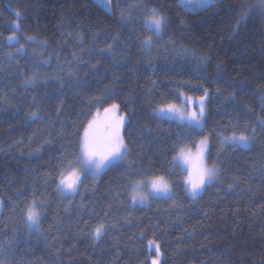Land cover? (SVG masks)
I'll use <instances>...</instances> for the list:
<instances>
[{"label":"trees","instance_id":"trees-1","mask_svg":"<svg viewBox=\"0 0 264 264\" xmlns=\"http://www.w3.org/2000/svg\"><path fill=\"white\" fill-rule=\"evenodd\" d=\"M117 3L120 8L109 15L94 0H0V200L4 205L0 264H141L146 254V240L138 238L142 230L147 239L161 244L163 264H264V131L255 124L257 116H264V18L257 10L259 0H217L206 11H189L179 0H112L113 7ZM137 4L163 8L177 41L174 49L158 44L150 58L140 48L137 37L153 35L142 29L141 9H132L135 22L120 19L121 8L128 16L129 6ZM16 12L22 20H17ZM241 13L249 16L237 30ZM13 23L23 29L17 33L21 43L25 36L47 42L43 48L36 42L26 44L28 57L52 60L50 66L37 64L44 76L35 85L22 81L36 67L16 55L19 44L6 40ZM169 39L165 35L162 43ZM110 44L113 52L104 51ZM180 46L210 57L205 65L208 79L198 78L200 72L182 57ZM73 53L84 62L73 60ZM45 76L57 79L45 83ZM59 77L64 79L63 95ZM180 81L203 84L214 93L209 127L201 136H209V164L220 153L221 171L219 180L195 201L185 194L183 170L168 171L169 146L175 143L172 134L180 129L174 122L154 119L151 111L163 99L174 100L171 93ZM106 88L116 91L121 113L135 112L126 136L134 141L128 158L132 175L124 168L106 170L97 181H85L75 197L62 196L54 183H45L56 177L60 155L54 133L60 130V121L69 126L84 121L81 112L88 111L89 97ZM230 93H235V106L227 99ZM34 103L39 104L43 120L27 119V113L37 111ZM230 117H237L232 121L240 126L237 134L245 124L256 126L249 147H222L212 133L216 122L226 125ZM137 124L151 131L142 132ZM230 133L231 128L226 134ZM145 169L150 175H163L172 196L150 198L145 206L130 205L131 184L147 178L141 175ZM34 190L47 192L48 207L37 209L41 222L30 231L20 209L30 202ZM101 221L116 227L94 240L89 233Z\"/></svg>","mask_w":264,"mask_h":264},{"label":"snow or ice","instance_id":"snow-or-ice-1","mask_svg":"<svg viewBox=\"0 0 264 264\" xmlns=\"http://www.w3.org/2000/svg\"><path fill=\"white\" fill-rule=\"evenodd\" d=\"M104 4L105 10L109 15H114V8H120L119 3L112 6V0H101ZM197 7L202 10H209L215 7L217 0H194ZM193 0H181V5L186 9ZM133 8L141 9L143 15L142 29L152 32L153 35L146 36L143 40L137 37V42L140 48L147 56L152 57V49L156 48L158 44L167 49L168 47L175 48L177 41L174 36L169 32L170 20L165 14L163 8H149L147 5L137 4L131 5L127 9L128 16L124 15L125 9L121 8L120 19L122 22H135L131 12ZM262 18H264V0H259L257 9ZM17 20H22L23 16L20 12H16ZM249 13H241L240 20L237 21V30L240 23L245 21ZM181 23H183L181 21ZM12 34L6 37L8 42H15L19 44L16 50V55L29 59L36 71L28 76L24 81L25 85H35L44 74L40 73L39 67L50 66L52 63L51 57L48 60H35L28 57L26 44L36 42L43 48L47 46L44 40L37 41L35 36H25L23 39L25 43H21V36L17 33H22L23 29L20 23H13ZM71 35V33H69ZM95 35V34H94ZM169 35L170 39L167 44L162 43L163 37ZM78 42H83V37H77ZM118 37L114 38V41ZM182 49L181 55L184 58H189L195 64L196 71L200 72L199 79H208L205 65L210 57L197 53L193 49L180 46ZM35 52V49H33ZM106 52H113L112 45H108ZM91 54V53H90ZM103 54V53H101ZM9 58L13 57L12 53H6ZM39 57L40 53H36ZM73 60L78 63H83V57L72 54ZM59 59V56H57ZM98 63V62H97ZM37 64L39 67H37ZM151 67V59L148 62ZM90 67L95 68V64ZM219 72L220 66L217 65ZM63 71V69H61ZM74 76L75 73H69ZM48 79L55 80L56 77H44L46 83ZM155 82L153 81V84ZM81 82L76 80L75 87H79ZM64 79L59 77L58 90L63 95ZM176 91L171 93L174 97L173 101L163 99L161 104L152 107V115L154 119L165 120L167 122H174L180 129L179 132L173 133L175 136V143L170 144L171 159L168 164L171 166L168 171L172 173V169L183 165V185L185 194L188 195L193 201L196 200L209 186L219 180V173L221 168L219 161L221 159L220 153L217 152L215 160L209 164L208 160L211 158V147L208 135L201 136L209 127L210 112L209 105L211 104L214 93L203 84L192 85L191 81H180L176 84ZM187 88V91L181 89ZM188 93H199V95H190ZM220 89L215 90V94H219ZM117 93L114 89L106 88L100 94H93L89 97L88 111L81 112L85 120L78 125L69 126L64 121H60V130L55 132L54 135L60 142V155L55 165L56 177H50L45 183H54L57 192L62 196L65 194L75 197L84 186L85 180L98 178L106 170L114 168H124L128 172L129 177L132 175L130 172L131 163H128V158L133 155V149L130 143L134 141L127 139L130 136L128 129L133 126L131 117L135 116V112L131 109L128 112L121 113V104L116 102ZM35 101V97L32 98ZM236 105L235 93H230L229 97ZM63 102H61L62 104ZM127 103H125V107ZM33 107L37 111L27 113L29 121L43 120L45 117L41 115V110L38 103H34ZM95 111H92V109ZM251 111V110H250ZM61 114V108H57V115ZM227 114V113H226ZM237 117H230L226 125L216 122L215 128L212 133L218 138L221 146H229L232 148H246L253 140H255L256 126L264 131V116H257L255 124H245L243 130L237 134L239 129L238 124H233L232 121ZM137 128L140 126L137 124ZM74 128L75 130H72ZM231 128V133L226 134L228 129ZM140 131H151L147 125L140 128ZM248 133L247 135L245 133ZM53 135V133H49ZM193 137H201L199 140H193ZM191 141V143H188ZM49 145L52 144L51 140L46 141ZM195 149V151H193ZM55 159V157H54ZM141 175L147 177L146 179L135 180L134 185L136 188L141 186L147 187L149 192L147 195L139 194L132 196L133 205L137 199L140 203H144L151 197H158L163 194L169 198L172 196L171 186L163 175H150L149 170L145 169ZM232 185H229L231 191ZM0 202V207H3ZM15 207V206H14ZM47 205V192L32 193L30 202H27L24 207L20 209V215L25 223L29 226V230L38 229L42 214L38 208L46 209ZM109 213H105L108 216ZM125 223L131 224V220H126ZM115 224H107L105 221L98 223L89 233L94 240L100 239L109 228H115ZM155 231V226H153ZM138 238L143 242L146 254L141 264H163L164 253L161 250V244L155 239H147L144 231L142 230Z\"/></svg>","mask_w":264,"mask_h":264},{"label":"rangeland","instance_id":"rangeland-1","mask_svg":"<svg viewBox=\"0 0 264 264\" xmlns=\"http://www.w3.org/2000/svg\"><path fill=\"white\" fill-rule=\"evenodd\" d=\"M94 1H95L98 5H100V6L105 10L104 4L101 2V0H94ZM179 2H180V4H181V0H179ZM199 9H200V8L196 6L194 0H193V3L190 4V5L188 6V8H187V10H189V11H196V10H199ZM105 11H106V10H105ZM249 145H250V144H249ZM249 145H248L247 147H249ZM247 147H246V148H247ZM193 151H195V149H193ZM179 168H181V169L183 170V165L179 166ZM98 178H99V177H98ZM98 178H96V179L89 178V179H87V180H85V181H88V182L93 183L92 181H97ZM148 192H149V189H148L147 187H143V186H141L140 188H136L135 185H134V183H132V184H131V192H130V194L128 195L129 198H130V199H129V203H130V205H133V201H132V196H133V195H136L137 193H139V194H143V195H147ZM160 197H166V196L163 195V194H160L158 197H151V196H149V199H148L146 202H144V203H140V202H139V199H137L135 205H138V206H145V205H147V204L149 203L150 198H160ZM0 202H1V200H0ZM1 208H2V207H0V212H1Z\"/></svg>","mask_w":264,"mask_h":264}]
</instances>
